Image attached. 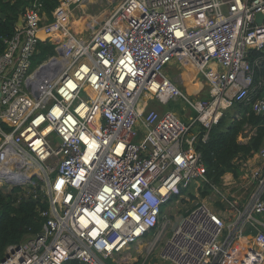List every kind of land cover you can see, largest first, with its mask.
Returning <instances> with one entry per match:
<instances>
[{"label": "built area", "instance_id": "built-area-1", "mask_svg": "<svg viewBox=\"0 0 264 264\" xmlns=\"http://www.w3.org/2000/svg\"><path fill=\"white\" fill-rule=\"evenodd\" d=\"M57 1L49 17L33 0L3 38L0 190L46 207H37L40 231L8 245L0 264H108L130 248L146 252L139 264L153 251L166 264H230L241 251V264H264V231L252 222L264 217V146L237 178H221L232 218L203 199L170 211L171 194L206 181L196 143L223 112L253 96L254 112H264V73L255 82L264 0H120L81 31L72 26L76 0ZM39 43L52 53L37 60ZM174 58L209 81L204 100L190 101L169 78ZM151 100L184 101L194 115L184 121ZM249 227L257 247L235 250Z\"/></svg>", "mask_w": 264, "mask_h": 264}, {"label": "trees", "instance_id": "trees-1", "mask_svg": "<svg viewBox=\"0 0 264 264\" xmlns=\"http://www.w3.org/2000/svg\"><path fill=\"white\" fill-rule=\"evenodd\" d=\"M33 0H0V52L4 47L3 38L9 36L16 21L25 7ZM49 17L58 4L57 0H41ZM41 53L50 50L51 46L39 43ZM258 55L251 51L250 56ZM264 73V61L255 69V82L257 83ZM256 96H253L252 101ZM248 103H234L225 110L218 122L211 128L206 142L198 141L196 149L200 151L205 168L206 181L205 196L209 188L221 185V178L225 173H231L235 178L241 174V163L264 146V112L257 114ZM182 192L183 188L179 189ZM179 194V193H178ZM173 193L170 200L177 198ZM46 207L40 199H21L16 202L11 194L0 190V260L8 245L18 243L25 234L34 235L41 229L43 219L37 207ZM67 264H82L78 260H70Z\"/></svg>", "mask_w": 264, "mask_h": 264}, {"label": "rangeland", "instance_id": "rangeland-1", "mask_svg": "<svg viewBox=\"0 0 264 264\" xmlns=\"http://www.w3.org/2000/svg\"><path fill=\"white\" fill-rule=\"evenodd\" d=\"M120 0H76L72 3L70 8L72 10V26L75 31L83 29V22L87 23L91 18L98 19L107 16L111 13L119 4ZM102 16V17H101ZM90 32L83 30L82 36H88ZM48 53H52L49 51ZM47 53H42L36 57L37 60L42 59ZM166 73L171 80H173L177 86L183 91V93L190 99V101L204 100L208 95L209 81L205 78L204 74L199 71L194 65L182 58H174L165 67ZM150 107L158 110L159 112L164 110H171L176 112L179 117L186 121L188 117L194 115L193 110L184 101H169L165 104H160L156 100L149 101ZM229 109V108H228ZM205 180L197 179L191 182L186 188H183L182 192L177 190L178 195L176 199L172 200L171 212L172 215L178 216L185 213V210L193 205L197 200H206L211 203L215 208L226 209V202L220 199L221 193L225 194V191L220 186L215 188H209L208 193L205 196H200V193L204 191ZM179 193V194H178ZM248 195V194H246ZM247 198V197H246ZM245 198H241V203L245 202ZM223 201V202H222ZM152 238V234H149L146 240ZM130 252L124 255H119L112 260L108 259V264H139L145 257L146 252L135 253L130 248ZM243 251H241L242 253ZM238 257L233 256V260L237 264H241V254ZM232 260V261H233ZM132 261V262H131ZM232 261L230 264H232ZM146 264H166L160 262L157 258L156 251H153L147 258ZM234 264V262H233Z\"/></svg>", "mask_w": 264, "mask_h": 264}, {"label": "crops", "instance_id": "crops-1", "mask_svg": "<svg viewBox=\"0 0 264 264\" xmlns=\"http://www.w3.org/2000/svg\"><path fill=\"white\" fill-rule=\"evenodd\" d=\"M244 165V162L243 164ZM232 178V174L231 173H225L223 175V179L228 182L229 179ZM231 189L234 190L236 189V187L231 186ZM244 195H241L238 199L243 198ZM240 203L238 202V205ZM240 206V205H239ZM219 211V214L226 219L232 218L234 216V210H227V209H223V208H217ZM258 228H261L262 231H264V217L262 216H255L254 217V221H252ZM253 232L254 230L249 227L248 229L245 230L244 234L237 240L236 245L234 247V249H238L239 246L242 247V249L246 248L247 246H255L254 241H253ZM240 254V253H239ZM233 256L238 257V253H236V255L234 254ZM242 256V255H241ZM237 264L234 260L232 261V264Z\"/></svg>", "mask_w": 264, "mask_h": 264}, {"label": "water", "instance_id": "water-1", "mask_svg": "<svg viewBox=\"0 0 264 264\" xmlns=\"http://www.w3.org/2000/svg\"><path fill=\"white\" fill-rule=\"evenodd\" d=\"M0 17L1 18H5V14H3V13L0 12ZM262 18H263L262 14L258 13L256 20L258 22H261ZM12 24L15 25L18 28H21V26H22V16H21V14H19V16H18V18H17L16 21H12ZM37 52H39V50ZM57 140L60 142V139L59 138H57Z\"/></svg>", "mask_w": 264, "mask_h": 264}, {"label": "bare ground", "instance_id": "bare-ground-1", "mask_svg": "<svg viewBox=\"0 0 264 264\" xmlns=\"http://www.w3.org/2000/svg\"><path fill=\"white\" fill-rule=\"evenodd\" d=\"M102 17V16H101ZM58 59H60V58H58ZM67 60L65 59V60H63V62L65 63ZM144 98H148L149 97V95L148 94H144V96H143Z\"/></svg>", "mask_w": 264, "mask_h": 264}]
</instances>
